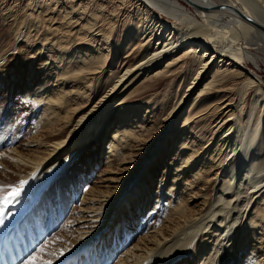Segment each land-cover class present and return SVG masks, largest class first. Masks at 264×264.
Instances as JSON below:
<instances>
[{"label":"bare ground","instance_id":"1","mask_svg":"<svg viewBox=\"0 0 264 264\" xmlns=\"http://www.w3.org/2000/svg\"><path fill=\"white\" fill-rule=\"evenodd\" d=\"M82 4L86 5L85 14L78 11ZM43 9L45 26L39 30L38 21H34L25 38L38 34L39 39L44 38L41 43L59 50L61 64L51 84L58 89L49 86L43 90L41 86L36 92L47 124L30 147H40L43 157L14 156L11 163L19 172L42 166L45 171L65 157L78 159V155L82 157L78 149L98 136L108 120L94 144L106 154L103 179L96 190L89 188L83 196L79 216L72 223L75 235L67 241L68 246L54 248L51 264L65 259L66 264H76L74 249L93 240L100 231H106L105 235L117 231L119 236L132 224L129 214L142 213L145 205L147 212L154 199L153 210H166L163 224L167 222L159 225L161 230L152 233L148 229L150 234L137 241L130 231L137 226H129L123 233L124 241L120 237L113 248L111 243L105 245L106 257L113 259V252L122 243L123 250L128 242L126 264H176L187 257L197 264H264V251L257 246L264 244V86L260 77L264 65V0H73L64 9L65 17L55 4H45ZM21 29L17 30V42L22 41ZM113 36L115 40L109 42ZM105 50L112 56L110 70L118 61V53L134 64L123 61L122 70L110 76L112 82L98 96L94 86L107 73L108 63H102ZM250 65L258 71H251ZM179 80H185L184 88L160 108L157 99L152 100L158 84L165 81L172 88ZM134 96L138 99L129 104ZM246 99L250 100L248 108ZM144 105L148 106L145 112ZM158 108L166 113L161 136L171 139L163 147L154 144L160 147L157 155L163 158L146 170L163 175L156 196L145 193L140 201L138 191L146 182L142 184L139 178L140 189L130 190L121 201L122 188L130 186L134 175L141 173L149 154L136 161V151H142L152 134L147 121ZM71 112L77 120H71ZM200 145H204V153L197 151ZM147 151L151 154L153 148ZM28 179L22 176L21 182ZM83 179L91 178L84 174L78 181L80 186ZM194 192L205 197L211 192L212 198L205 200L203 213L191 218L181 196ZM13 200L1 204L3 212L18 199ZM97 246L92 247L88 259L78 258L79 264L100 262ZM221 251L226 254L220 257Z\"/></svg>","mask_w":264,"mask_h":264},{"label":"rangeland","instance_id":"2","mask_svg":"<svg viewBox=\"0 0 264 264\" xmlns=\"http://www.w3.org/2000/svg\"><path fill=\"white\" fill-rule=\"evenodd\" d=\"M57 2H59L58 5ZM68 2L72 4L73 0H0V189H3V191H0V196H10L14 191L17 190V187L25 184L22 189H19V193L21 194V196L19 194L20 197L17 196L16 198H14L13 201H15L16 199L18 200L13 202L14 204L13 206H11L12 209H10L11 207L8 208L9 205L5 209L7 211H4L2 223H0V264H24V262L34 254H39L40 259L44 262L53 260L54 248L59 245L67 244L68 246L69 242L67 241H71V236L75 235L72 230V223L75 218L79 216V207L81 205L83 196L88 193L90 189L96 190V188L99 186L97 185V183H99L101 179H103L104 170L106 169V154L102 153V149L97 148V146L94 144L97 143L99 141L98 139L103 135L108 120L104 123V127H102L101 131L99 132L100 134L95 137L96 139L98 138L97 140L93 138L90 142L87 143L88 146L87 144H85L83 145V147L81 146L78 149V153L81 152L80 154L82 155V157L78 155V159H76L75 156L72 158H68L69 156L65 157L66 160L68 158L67 162H63L65 161V158L63 160L61 159L56 163V165H48L45 171L42 168L44 166H42L34 171L26 169L25 172H19V170L14 167L13 163H11L12 157L14 156V158L20 156L25 159H36L37 157H43V150L38 149L40 147H30L33 145L32 142L34 140L40 138V134L41 132H43L42 128L44 126L46 127L47 124L46 118L43 117L45 116L43 113L44 106H42L41 101L38 99V93L36 92L37 89L41 86L43 90L46 88L49 89V86H51V84H53V81L56 79L53 78L57 73L56 68L60 67L61 64L59 50L56 47L46 46L45 44L41 43L40 41L44 40V38L40 37L39 39L38 34L35 36V38L29 37V39L25 38V34L27 37L29 33L28 31L32 30L31 24L34 23V21H38L37 29L39 30H41V28L45 26L46 11L44 12L43 9V6H45V4H55L58 9L57 12L60 13L62 17L63 15L65 17L66 10L64 9H66V7H70L71 5ZM29 4L31 5L29 6ZM28 6L30 8H28ZM61 6L64 9H62ZM35 8L37 12L35 11ZM78 11L81 14L83 12L85 14L86 5H80L78 7ZM38 14L41 18L38 17ZM47 18H49V16ZM42 19L45 22L42 21L40 24L39 20L41 21ZM19 20L21 21L20 25H18ZM39 24L43 26L41 27ZM19 28H22L20 30L22 31V41L20 40L17 42V32L19 31ZM123 30L124 29L122 27V31ZM120 32L118 36H121ZM114 33L117 34L118 32ZM110 40L114 41L115 37H111L108 41L111 42ZM52 47H54V49ZM104 53L106 56L102 60V63H108L106 64L107 66L105 68L107 70V73L104 76L99 77V79L95 81L94 87L95 92L98 96L102 95L100 93L105 92L110 82H112V77L116 76L115 74H118L119 71L122 70L123 66H121V63L124 61V59H122L124 54L119 55L118 53V61L115 62L114 68L111 69L113 71L110 72L111 70L109 65L112 64V62L109 61H111L112 56L108 54L107 50H105ZM126 61H129V64L131 63V65L134 64L133 60L131 59L125 60L124 63ZM262 66L263 68L260 77L263 78L262 83L264 86V65ZM104 67L105 66H103V68ZM250 69L251 71H258L253 65H250ZM110 76L112 77L110 78ZM184 83L185 80H179L178 82H176V84L172 85V88L167 85L168 83L165 84V81L159 83L156 90L157 92L155 91L156 97H153L152 100L156 101L157 99L159 107L161 108L163 106L162 102L173 100L171 98L175 97L176 93H179L184 88ZM137 99L138 97L134 96L132 99H130L129 104L135 103V100ZM148 100L150 101V99ZM115 104L116 102L112 103L110 107L112 108ZM244 105H246L245 107L248 108L250 105V100L246 99ZM147 107L148 106L144 105V112L147 110ZM155 110V116L151 117V119L147 121L150 132L152 134L149 133V136H147V142L145 146L140 149L142 151H136V161H142V157L147 155L148 153L149 154L146 156L145 162L140 169L141 173L134 175L130 186L122 188L123 190L125 189V191L120 199L121 201H124L125 196L130 193V190L134 192L136 189H140L138 188V182L140 181L139 178L141 179L142 184L146 182V184L143 185V189H141V191H138L140 194V201L143 202L144 198L146 197L145 193L147 195L148 193L152 192V194L156 196V191L158 190L160 180L162 179L163 175H160V172L159 174L158 172L153 173V175L148 174L146 170L153 163V161L155 163L163 158L161 157V154L157 155L160 151V147L158 146L163 147L165 142H167L166 140L170 142L169 140L171 138L167 137L166 135L165 137L164 135L161 136L162 131L166 127V125H164L165 123L162 121L166 113L164 112V110L162 111L159 108ZM184 110H186V108ZM72 112L69 114L71 115V120H74L75 118V120H77V117ZM84 112L85 111L83 110L81 114H83ZM144 112H142V115L147 116V113ZM112 113L113 111L111 112V114ZM45 127L43 128V130H45ZM109 136L110 134L108 135V137ZM162 139L165 140L163 141ZM155 143L158 146L154 145ZM152 148L153 152L150 154V152L147 150H150ZM197 151H199L200 153H204V145H200ZM168 162L169 159H167V163ZM9 164L12 166L10 167ZM164 166H166V164H164ZM164 166L161 167V172H163ZM63 171L64 173L62 174ZM88 172H91V175L88 174ZM82 173H84L86 176L89 175L91 179L90 181L83 179L84 183L82 184L81 182L80 186V183H78V181L84 175ZM21 175L29 176V179L26 180L27 183L24 182V180H22L21 182ZM46 175L49 176L47 177ZM19 183L21 184L17 185ZM109 190L110 189H104L103 191ZM138 192L136 191L137 194ZM211 194L212 193L209 192L207 197L202 196V193L199 192L182 195V202L186 203L184 206L189 210L187 216L194 218L203 213L206 209L205 200L211 199ZM19 198H21L20 202ZM155 200L156 199L153 200V204L151 203V205L148 206L147 212H145V205L142 207V213H140L139 210L134 216L130 213L129 218L132 224H128L127 228H124L123 232H119V236L117 234V231H115V234L111 231L110 233H108V235H105L106 231H100L97 235H95L93 240L90 239L88 242H85L83 246L81 245L79 248L74 249L72 256L76 257L75 259L77 262L75 263H80V261L77 260L80 257L83 259H88L92 247L99 244L97 248L99 249L98 255L100 257V262L98 261L99 263L97 262V264H126V259L124 258L130 250L129 248L128 251L126 249L129 245L128 242L123 250L121 249L124 246V244L122 243L118 247V249L113 252V259H109V257L105 256V245H109V243H111L113 244L111 248H113L116 240L119 243L120 237L121 239L123 238L122 240L124 241L125 237L123 236V233H127V231L125 230L130 229L129 226H137V229L135 230L130 229V231H132V238L134 239L136 237L137 241L139 240V238L141 239V237H144V235L146 236L147 233L150 234V231H148V229L151 230L152 233L153 231L161 230V228H159V225L161 223L163 224V221L166 218V210L164 207H162V209L160 210L159 207L153 210ZM1 204L2 201H0V208H2ZM16 205H18V208L15 207ZM9 210L12 212H10ZM139 217L140 220H138ZM150 223L155 228H153V226L151 227ZM116 235L117 237H115ZM104 236L107 237V239H105ZM132 238L131 240H133ZM257 246L261 247L260 249L264 251V244H258ZM108 248L110 247L108 246ZM41 249H43V252L40 251ZM102 250L103 252H101ZM258 251L259 250L257 248V253ZM225 254V251L224 253L223 251L219 253L220 257L224 256ZM109 255L112 256V254L110 253ZM65 261H68V259H65ZM65 261L62 260L56 264H66ZM245 261L246 259L243 258V262ZM90 264H94V261L92 260ZM176 264H197V261H194L192 257H187V259L185 258L184 260H181ZM214 264L222 263L215 261Z\"/></svg>","mask_w":264,"mask_h":264},{"label":"snow or ice","instance_id":"3","mask_svg":"<svg viewBox=\"0 0 264 264\" xmlns=\"http://www.w3.org/2000/svg\"><path fill=\"white\" fill-rule=\"evenodd\" d=\"M0 191H3V189H0ZM19 194H20L19 190H17L14 191L11 196H0V201H2L4 205H7L15 197L19 196ZM3 215H4L3 208H0V223H2ZM40 251L43 252V249H41ZM24 264H51V261L44 262L40 259L39 254H34L30 256L29 259L24 262Z\"/></svg>","mask_w":264,"mask_h":264}]
</instances>
